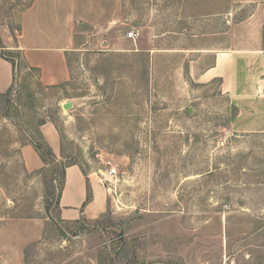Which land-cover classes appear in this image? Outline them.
Returning <instances> with one entry per match:
<instances>
[{
	"label": "rangeland",
	"instance_id": "obj_1",
	"mask_svg": "<svg viewBox=\"0 0 264 264\" xmlns=\"http://www.w3.org/2000/svg\"><path fill=\"white\" fill-rule=\"evenodd\" d=\"M213 44L264 49V0H0V264H264V134L231 133L220 83L167 50ZM22 45L65 47L68 80L45 85ZM44 120L94 217L64 220L62 174L25 167Z\"/></svg>",
	"mask_w": 264,
	"mask_h": 264
},
{
	"label": "crops",
	"instance_id": "obj_2",
	"mask_svg": "<svg viewBox=\"0 0 264 264\" xmlns=\"http://www.w3.org/2000/svg\"><path fill=\"white\" fill-rule=\"evenodd\" d=\"M34 41L50 42L46 36ZM29 66L41 72L45 85H57L68 80L69 68L65 47L20 46ZM191 57L190 68L201 83L218 81L222 94L226 95L237 110L230 122L233 134H264V49L232 48L223 49L221 44L209 46H189L168 48ZM184 56V55H183ZM14 83L13 64L0 55V93L7 92ZM42 133L55 155L59 156L60 137L51 124L42 126ZM21 155L29 171L40 169L44 163L32 145L23 146ZM87 179L80 167L66 169L65 186L61 194L60 206L64 220L75 221L81 216L94 217L97 201L87 204Z\"/></svg>",
	"mask_w": 264,
	"mask_h": 264
},
{
	"label": "trees",
	"instance_id": "obj_3",
	"mask_svg": "<svg viewBox=\"0 0 264 264\" xmlns=\"http://www.w3.org/2000/svg\"><path fill=\"white\" fill-rule=\"evenodd\" d=\"M2 58H4L5 60L11 62L13 64L14 67V83L12 85V87L5 93H0V101H3L5 99H8L10 97V95L13 92V88H14V84H15V78H16V73H15V69L16 66L15 64L9 60L7 57L1 55ZM26 69L27 70H37L36 68H32L28 65H26ZM38 71V70H37ZM53 122V121H51ZM47 121L44 120L40 123V125H44L46 124ZM30 144L34 147V149L38 152V154L40 155L43 163H44V168L42 169V171H47V169L54 165L55 168L54 170L61 173L63 176V182L60 185V194L64 189V185H65V174H66V169L70 166H74L77 165V163L75 162H70V163H62L64 160H66L63 157L62 162L58 161L57 157L55 156V154L53 153L52 148L50 147V145L48 144V142L45 140V138L43 137V135L40 133L39 134V141L38 142H30Z\"/></svg>",
	"mask_w": 264,
	"mask_h": 264
},
{
	"label": "built area",
	"instance_id": "obj_4",
	"mask_svg": "<svg viewBox=\"0 0 264 264\" xmlns=\"http://www.w3.org/2000/svg\"><path fill=\"white\" fill-rule=\"evenodd\" d=\"M137 35L134 32H130L128 34L129 38H135ZM103 163L105 164L106 170L105 172H102L106 178L109 177H113L116 174V166L112 163V161L108 160V161H103Z\"/></svg>",
	"mask_w": 264,
	"mask_h": 264
},
{
	"label": "water",
	"instance_id": "obj_5",
	"mask_svg": "<svg viewBox=\"0 0 264 264\" xmlns=\"http://www.w3.org/2000/svg\"><path fill=\"white\" fill-rule=\"evenodd\" d=\"M72 107H73L72 103H66V104L63 105V108L65 110H70Z\"/></svg>",
	"mask_w": 264,
	"mask_h": 264
}]
</instances>
